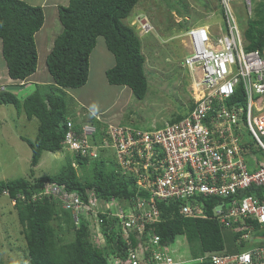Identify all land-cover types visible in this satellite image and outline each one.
<instances>
[{
	"label": "trees",
	"instance_id": "16d2710c",
	"mask_svg": "<svg viewBox=\"0 0 264 264\" xmlns=\"http://www.w3.org/2000/svg\"><path fill=\"white\" fill-rule=\"evenodd\" d=\"M139 2L140 0H68L67 5H58L61 31L53 40V46L45 60L46 70L53 84L67 90L84 86L88 80L89 56L96 46L97 38L102 37L106 49L114 58V66L105 72L107 83L126 86L136 99L143 100L148 81L141 38L150 33L140 37L139 30L125 22ZM254 12V17H249L243 30L246 51L264 49V0ZM43 25L44 14L40 6L29 5L23 0H0L1 55L7 77L14 81V84L5 85L4 90L0 91V104L12 105L19 114L24 113L28 120H39L37 135L33 141L21 137L31 150L30 175L33 179L1 181L0 196H7L14 203L29 264H109L111 256L125 263L127 251L137 250L138 243L134 233H130L129 238L124 237L118 218H107L101 214L98 216L102 220V242L99 237L96 244L91 238L93 235L88 221L81 216L79 225H76L71 210L63 209L62 201L44 194L45 185L49 184L63 186L68 193L78 194L84 201L88 191H92L99 199H125L131 203L138 197H145L146 194L139 192L131 179L118 172L113 155L105 158L100 154L96 159L90 160L72 153L74 160L66 156L65 165L56 175L35 178L33 174L43 152H68L62 146L67 132L64 123L68 116L64 96L40 92L39 87L25 96L20 91L27 78L37 70L35 34ZM181 26L180 30H186L185 24ZM173 38L171 36L166 43L173 41ZM236 94L239 96L240 91L237 90ZM191 107L189 105L188 111ZM183 116L185 115H177L172 121L180 120ZM90 122L96 125V134L92 138L97 144L104 136L106 125L94 118ZM89 166L91 178L85 177L86 180L82 181L77 171L80 169L85 173V167ZM250 193L252 190L247 192ZM184 204L185 199L156 202L159 222L147 226L151 234L159 237L161 247L168 245L167 253L174 255L175 264H210L208 261H191L205 252L225 251L230 255L237 253L235 244L238 234H233L224 224L213 219L185 216L181 212ZM215 205L216 201L209 202L208 214ZM247 224L257 234L264 235V228H260L256 222L247 221ZM67 236L71 237L70 241H67ZM185 246V251L188 252L182 254V247ZM240 246L245 247V243Z\"/></svg>",
	"mask_w": 264,
	"mask_h": 264
},
{
	"label": "built area",
	"instance_id": "2783aa9c",
	"mask_svg": "<svg viewBox=\"0 0 264 264\" xmlns=\"http://www.w3.org/2000/svg\"><path fill=\"white\" fill-rule=\"evenodd\" d=\"M218 1L225 28L222 36L214 39L204 25H194L183 34L188 47L183 66L192 77V107L186 116L160 128L153 125L151 130L96 117L106 125L97 144L92 138L96 126L90 121L68 119L64 123V150L89 159L113 155L118 172L146 194L130 207L122 199H99L92 191L86 193L84 201L63 186L45 185L44 194L62 201L63 209L71 210L76 225L81 216L88 221L92 235L102 232L100 214L118 218L124 237L135 234L138 249L127 251L125 263L111 256L109 264H175L167 247L159 245L158 237L146 234L144 238L146 225L158 221L156 202L185 199L181 212L201 218L205 211L198 197L219 191L230 195L264 186V49L246 51L243 31L233 16L231 6L237 1L250 15L251 0ZM150 27L147 22L141 23V34L148 33ZM242 128L248 133L247 140ZM262 197V201L252 196L232 199L214 211L220 223L246 231L241 239L263 243L236 255L211 254L207 257L211 264H264V235L251 237L253 227L245 224L249 219L264 226V194Z\"/></svg>",
	"mask_w": 264,
	"mask_h": 264
},
{
	"label": "rangeland",
	"instance_id": "374dc122",
	"mask_svg": "<svg viewBox=\"0 0 264 264\" xmlns=\"http://www.w3.org/2000/svg\"><path fill=\"white\" fill-rule=\"evenodd\" d=\"M24 1L32 6L43 3V0ZM54 1L50 0L55 3ZM262 1H250V15L240 1L231 6L241 31L245 30L249 17H254L255 8ZM63 2L64 0L58 3L63 5ZM220 9L218 0H140L125 22L130 20L134 22L133 18L140 13L144 20L151 23L150 31L152 32L149 36L141 38L148 81L147 93L143 100L136 99L128 87L112 86L107 83L105 72L114 66V58L106 49L102 37L97 38L96 46L89 56L88 80L84 87L77 90L61 89L53 85L45 65L47 53L42 54L40 42H37L38 74L26 80L24 87L20 89L21 94L29 95L39 87L40 92L64 96L68 116L73 115L72 117L75 118L77 115H83L86 119L100 117L112 123H120L139 130H151L153 125L160 128L164 123L172 121L175 116L185 115L190 105L189 90L192 77L183 67L188 47L184 42L185 39H182L183 34L179 35L185 32L180 30L181 25L185 24L188 29L194 25L206 24L213 38L216 39L225 33ZM42 10L45 21H48L53 7L51 6L50 10L47 8ZM59 26L61 25H58L57 29ZM53 32L51 36L56 34ZM171 36L174 40L166 43ZM6 71L0 41V87L14 83L8 80ZM42 76H46L42 78L45 79L46 84L36 85L34 82H39ZM38 125V119L28 120L24 113L19 114L12 105L0 104V182L33 179L30 175L31 150L21 137L33 141L37 135ZM242 130L247 140L248 133L244 128ZM259 152L261 151L258 149V156H260ZM66 156L74 160V155L70 152L55 154L43 152L39 164L33 169L35 178L59 173L65 165ZM89 168L90 166L85 167V173H83L84 170L78 169L77 174L82 181L86 180L85 177L91 178ZM124 204L127 205L126 202ZM66 238L67 241L71 240L70 236ZM91 238L96 244L98 238L102 242L100 231H96ZM243 243L245 247L235 244L238 249L235 252L248 249L247 242ZM25 247L14 203L7 196H0V263L29 264ZM186 248V246L182 247L184 250H181L182 254L188 252L185 251ZM186 258L189 259V256Z\"/></svg>",
	"mask_w": 264,
	"mask_h": 264
},
{
	"label": "clouds",
	"instance_id": "9594fccd",
	"mask_svg": "<svg viewBox=\"0 0 264 264\" xmlns=\"http://www.w3.org/2000/svg\"><path fill=\"white\" fill-rule=\"evenodd\" d=\"M68 3V2H67ZM67 5V4H66ZM220 11H221V9H220ZM57 14H58V12H57ZM140 15H142V14H140V13H137L136 15H135V17L133 18L134 19V22H131V20L129 21V23H128V25H131L132 27H136L137 28V31L139 30V36L140 37H143L144 35H146V34H148V33H151L152 31H149L148 33H146V34H141V32H140V25H141V23H143V22H147L149 25H151V23L150 22H148V21H146V20H144V18L143 17H141ZM57 18H58V16H57ZM132 19V20H133ZM59 21V20H58ZM59 25H61L60 23H59ZM202 25H204V24H202ZM204 26H206V25H204ZM61 27V26H60ZM209 28V27H208ZM187 30V29H186ZM185 30V31H186ZM209 30H210V28H209ZM182 34H184V32L183 33H181L180 35H182ZM182 39H185L183 36H182ZM97 42V41H96ZM184 42H185V40H184ZM185 44H186V42H185ZM53 46V45H52ZM187 51H188V49H187ZM49 54V53H48ZM187 54H188V52H187ZM187 56V55H186ZM46 60V59H45ZM184 67V66H183ZM186 68V67H185ZM187 69V68H186ZM37 71V70H36ZM187 71H188V69H187ZM36 73V72H35ZM34 73V74H35ZM188 73H189V71H188ZM33 74V75H34ZM50 75V74H49ZM191 76V75H190ZM31 77V76H30ZM29 77V78H30ZM50 78H51V76H50ZM28 79V78H27ZM8 80H10L9 78H8ZM52 80V79H51ZM52 83H53V81H52ZM14 84V83H13ZM54 85V84H53ZM85 86V85H84ZM84 86H82V87H84ZM82 87H80V88H82ZM124 87H126V86H124ZM67 90V89H66ZM77 90V89H76ZM188 112V111H187ZM187 115V113L185 114V116ZM73 116V115H72ZM72 116H67L66 117V120H68V119H70V120H77V119H81V120H88V121H90V119H86L85 117H83V115H77V117H72ZM184 117V116H183ZM182 117V118H183ZM92 118H94V117H92ZM95 119V118H94ZM99 119H101L102 121H105V120H107V119H102V118H100L99 117ZM95 120H97V119H95ZM97 122H99V121H97ZM106 122H110V121H106ZM95 125V124H94ZM96 126V125H95ZM90 160H94V159H90ZM74 167L76 168L77 166H76V164H74ZM135 184V183H134ZM136 188V187H135ZM249 190H252V193H250V194H247V192L249 191ZM256 192V193H255ZM256 194H258L259 196H257ZM263 194H264V186L262 187H249L248 189H245V190H243V191H238L236 194H230V195H225V194H223V193H220V191L218 192V193H216V194H213V195H211V196H207V197H198V199H199V201L203 204V209H204V211H205V216L204 217H201L202 219H206V218H210V219H213V220H215V221H217V222H219L215 217H214V211L216 210V209H220L221 207H224L225 205H226V203L228 202V201H230V200H232V199H242L243 197H246V196H252V197H254V198H258V199H260L261 201H262V199H263ZM113 199V198H112ZM115 199V198H114ZM124 202H126V204L127 205H129L130 207H133V205L135 204V200L131 203V202H129V201H127V200H125V199H122ZM210 201H216V205L215 206H213V207H211V213L210 214H208L207 213V206H208V204H209V202ZM155 210H156V208H155ZM157 211V210H156ZM158 213V212H157ZM159 218V217H158ZM247 221H251V220H249V219H247V220H245V224H247ZM159 222V219H158V221L157 222H152V223H149V224H147L146 225V227H145V233H144V238H145V236H146V234H149L150 236H152V237H157L156 235H153V234H151V232L150 231H148L147 230V226H150V225H152V224H155V223H158ZM220 223V222H219ZM239 224V223H238ZM237 224V225H238ZM248 225V224H247ZM259 225V224H258ZM260 226V228H264V226H261V225H259ZM225 227H227V226H225ZM227 229H229L230 231H232V233L233 234H238V238H237V240H236V244H239V245H241L243 242H247V246H248V249H246L245 251H247V250H249L250 248H252V247H255V246H257V245H260V244H262L263 242H259L258 241V243L257 242H249L248 240H243V239H241V236L244 234V233H246V231H237V229L235 230V225H233L232 227H227ZM252 232H254V234H251V232H250V236L251 237H256V236H258V237H261V236H263L262 234H257V232H255V230H254V228H253V231ZM241 233V234H240ZM159 238V237H158ZM136 239V238H135ZM160 240V239H159ZM160 242V241H159ZM137 243H138V241H137ZM138 245H140V243H138ZM160 245V244H159ZM161 246V245H160ZM168 245H165V246H162V247H167ZM168 248V247H167ZM245 251H242V252H245ZM242 252H237V253H235V254H232V255H236V254H240V253H242ZM221 254V253H224V254H226V255H230V254H227L225 251H212V252H205L203 255H201L200 257H198V258H192V262H196V263H202V262H204V261H208L209 263H210V261H209V258H207L209 255H211V254ZM173 259H174V255L172 256V255H170ZM199 260H201V261H199ZM190 261V262H191ZM211 264V263H210Z\"/></svg>",
	"mask_w": 264,
	"mask_h": 264
},
{
	"label": "crops",
	"instance_id": "0c3cea01",
	"mask_svg": "<svg viewBox=\"0 0 264 264\" xmlns=\"http://www.w3.org/2000/svg\"><path fill=\"white\" fill-rule=\"evenodd\" d=\"M62 1L63 0H55L54 2L55 3H58V2H62ZM67 2H68V0H64L63 5H66ZM45 3L46 4H49V5H43ZM55 3L50 2V0H43V3H41L39 5L42 9L47 8V9L50 10L51 6L53 7V10L51 11L50 17L48 19L49 22L47 20L45 21V18H44V25H43V27L39 30V32H37L35 34L36 44H37V42H40V47H41L42 54H46L47 53V55H48V53L50 52V50L52 48L53 40L55 39V37L61 31V27L60 26L57 29V27L59 25V21H58V18H57V16H58V14H57V6L58 5H62V4L61 3L55 4ZM204 25H206V24H204ZM206 26H208V25H206ZM54 30L56 32H53ZM52 32L53 33H56V34H54V35L51 36ZM50 38H52V39H50ZM49 46H51V47H49ZM37 50H38V44H37ZM37 74H38V68H37L36 73L34 75H32L31 77H34ZM42 78H46V76H42L41 77V80L39 82H34V83H36V85H44V84H46L44 82L45 79H42ZM49 79H50V81H52L51 78H49ZM105 121H107V120H105Z\"/></svg>",
	"mask_w": 264,
	"mask_h": 264
}]
</instances>
